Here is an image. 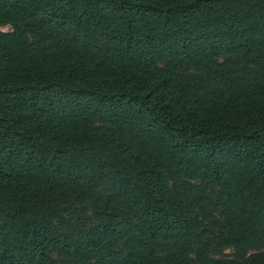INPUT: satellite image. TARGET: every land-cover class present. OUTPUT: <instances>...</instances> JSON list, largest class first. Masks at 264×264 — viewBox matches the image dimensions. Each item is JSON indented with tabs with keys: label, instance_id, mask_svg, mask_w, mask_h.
<instances>
[{
	"label": "trees",
	"instance_id": "1",
	"mask_svg": "<svg viewBox=\"0 0 264 264\" xmlns=\"http://www.w3.org/2000/svg\"><path fill=\"white\" fill-rule=\"evenodd\" d=\"M3 26L0 264H264V0H0Z\"/></svg>",
	"mask_w": 264,
	"mask_h": 264
},
{
	"label": "rangeland",
	"instance_id": "2",
	"mask_svg": "<svg viewBox=\"0 0 264 264\" xmlns=\"http://www.w3.org/2000/svg\"><path fill=\"white\" fill-rule=\"evenodd\" d=\"M7 29H8V26L0 27V30H7ZM230 252H231L230 249L225 250V253H226V254H228V253H230Z\"/></svg>",
	"mask_w": 264,
	"mask_h": 264
}]
</instances>
